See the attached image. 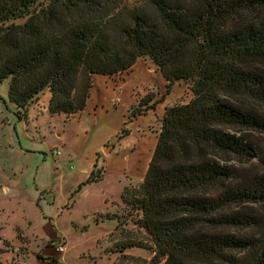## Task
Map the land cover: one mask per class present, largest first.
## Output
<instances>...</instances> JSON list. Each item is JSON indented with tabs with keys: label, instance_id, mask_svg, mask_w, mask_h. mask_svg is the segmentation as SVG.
Instances as JSON below:
<instances>
[{
	"label": "trees",
	"instance_id": "16d2710c",
	"mask_svg": "<svg viewBox=\"0 0 264 264\" xmlns=\"http://www.w3.org/2000/svg\"><path fill=\"white\" fill-rule=\"evenodd\" d=\"M123 1L47 0L37 7L39 0H0V83L8 79L16 116L45 88L49 113L81 112L93 74L112 75L148 57L167 90L183 80L192 98L165 108L142 181L120 196L140 212L137 225L153 244L146 264H264V229L255 252L229 231L254 220L236 208L264 202V172L240 175L227 163L232 156L251 161L249 133L264 134V113L252 105L264 107V0ZM150 99L130 117L145 112ZM103 172L95 163L69 199ZM232 250L251 253L234 258Z\"/></svg>",
	"mask_w": 264,
	"mask_h": 264
},
{
	"label": "rangeland",
	"instance_id": "374dc122",
	"mask_svg": "<svg viewBox=\"0 0 264 264\" xmlns=\"http://www.w3.org/2000/svg\"><path fill=\"white\" fill-rule=\"evenodd\" d=\"M140 1L124 0L123 2L125 5L132 6ZM46 2L47 0H39L37 7ZM23 19L17 18L14 22H22ZM187 86L189 87L188 83ZM7 88V81H3L0 84V236L13 243L18 236V240L22 241L14 253H9L8 256H11L13 260L24 259V262L26 260L30 264H55L52 257H61L62 255L65 256V259L61 264H146L153 256V244L147 233L137 225L140 218L138 210L125 205L120 199V202L113 207L112 213H98L96 218L116 216L119 220L117 225L114 221L116 227L107 233L113 225L106 220L103 222L99 219L95 220L89 192H81L79 195L75 193L69 199V195L64 193L65 190H59L56 187L52 203L47 202L46 194L39 192L36 183L40 182L36 179L40 175L43 177L46 174L49 175L48 173L54 166L55 156L51 155L49 147L55 137L49 133L46 125L41 126L38 130L30 124L26 128L24 123H18L16 119L9 120V122L5 120L4 115L9 117L12 114ZM145 98L146 96L137 98L128 118L132 110L137 108L143 110L144 107L140 108L139 105ZM191 98L192 93L189 89L188 94L177 98L174 104L187 103ZM252 105L259 112L264 113V107L253 103ZM123 130L127 134L128 131L124 127L119 133H124ZM236 134L242 135V132ZM249 138L256 144V156L249 162L239 161L232 156L227 162L234 165L240 175L242 170H249L251 173L264 172V134L250 131ZM116 142L118 139L115 137L112 142L105 145L106 148L103 149V152H107L108 148L113 147ZM26 147L31 150L26 151ZM101 156L102 152L98 154L99 161H96V170L105 172L104 163L99 159ZM110 180L109 178L107 182ZM137 185L138 183H130L126 186ZM67 202L72 206L66 207ZM236 209H242L251 214L254 220H251L252 223L249 226L230 228L229 231L251 241L248 250L259 251L262 248L261 232L264 229V202H247ZM44 214L51 217L50 222L43 218ZM41 237L46 239L54 237L45 242L46 246H56L59 243H64L65 239L67 250L56 251L53 249L52 256H43L38 253L36 255L42 259L39 262L34 253L27 252V250L30 247L29 242L34 246L36 239ZM125 242H134L140 245L121 248L120 245ZM248 250L240 252L232 250L228 253L234 255V258H241V256H248L251 253ZM1 264L25 263H12L11 260L10 263L6 261ZM208 264L230 263L208 261Z\"/></svg>",
	"mask_w": 264,
	"mask_h": 264
},
{
	"label": "crops",
	"instance_id": "0c3cea01",
	"mask_svg": "<svg viewBox=\"0 0 264 264\" xmlns=\"http://www.w3.org/2000/svg\"><path fill=\"white\" fill-rule=\"evenodd\" d=\"M4 81L8 84V79ZM166 85V79L153 61L141 56L129 68L112 75L93 74L89 95L81 112L69 116L49 113L47 106L50 92L47 88L27 104L20 117L16 116L15 104L9 101L12 114L9 117L4 115L7 122L16 119L18 123H24L26 128L30 124L38 130L46 125L49 133L55 137L49 147L51 155L55 156L53 169L49 175H40L36 179L40 182L36 183L39 192L48 197L47 202L52 203L56 187L70 195L87 178L96 161H99L98 154L102 152L99 158L105 168L102 178L83 185L77 193L79 195L81 192H89L95 220H106L113 225L107 233L115 228V216L96 218L97 214L112 213L113 207L120 202L123 187L142 181L156 145L165 108L173 105L177 98L185 96L189 91L183 80H176L169 90ZM147 95L151 97L148 102L150 107L145 112L128 118L137 98ZM122 127L127 129V134L113 147L108 148L107 152H103L105 145L114 140ZM18 145L20 148V142ZM26 149L31 150L28 147ZM109 178L111 180L107 182ZM65 206L69 208L72 205L67 202ZM43 218L47 222L51 221V217L46 214ZM54 230L57 231L55 228ZM53 238L36 239L34 246L29 242L27 252L34 253L39 262L42 259L36 255L38 253L52 256L53 249L56 248L53 245L46 246L45 242ZM15 243L0 236V264L6 261L10 263L11 260L12 263L30 264L26 260L24 262V259L13 260L8 256L22 243L18 236ZM62 244L66 251L65 239ZM52 258L55 264H61L65 256Z\"/></svg>",
	"mask_w": 264,
	"mask_h": 264
},
{
	"label": "built area",
	"instance_id": "2783aa9c",
	"mask_svg": "<svg viewBox=\"0 0 264 264\" xmlns=\"http://www.w3.org/2000/svg\"><path fill=\"white\" fill-rule=\"evenodd\" d=\"M57 251H62L64 249V245L62 243H59L58 245L55 246Z\"/></svg>",
	"mask_w": 264,
	"mask_h": 264
}]
</instances>
